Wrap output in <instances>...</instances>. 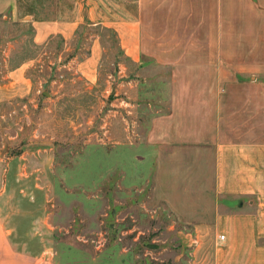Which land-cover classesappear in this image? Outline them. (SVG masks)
I'll return each instance as SVG.
<instances>
[{"label": "rangeland", "instance_id": "obj_1", "mask_svg": "<svg viewBox=\"0 0 264 264\" xmlns=\"http://www.w3.org/2000/svg\"><path fill=\"white\" fill-rule=\"evenodd\" d=\"M94 1L106 19L134 7L130 0ZM70 2L19 0L15 15L0 16L5 219L26 236L34 226L35 244L53 247L61 264H191L193 225L172 205L198 202L193 195L178 196L180 191L209 193L198 182L201 165L190 150L182 153L185 163L166 164L168 155L177 160L182 154L147 142L146 100L139 104L141 115L129 111V81L151 79L161 70L150 64L139 70L124 59L107 23L85 21L70 39L53 35L36 42L32 21L22 15H54ZM93 34L100 36L103 53L90 82L77 64L89 54ZM17 66L20 75L12 77ZM148 79L140 84L141 96L155 92ZM200 200L205 204L209 197Z\"/></svg>", "mask_w": 264, "mask_h": 264}, {"label": "crops", "instance_id": "obj_2", "mask_svg": "<svg viewBox=\"0 0 264 264\" xmlns=\"http://www.w3.org/2000/svg\"><path fill=\"white\" fill-rule=\"evenodd\" d=\"M70 1L54 15H22L32 21L36 42L53 35L70 39L85 21L107 23L124 59L139 70L149 64L161 70L144 79L155 86L145 96L144 81L129 79L135 100L129 111L141 115L139 104L146 100L147 142L179 154L190 150L201 165L198 182L209 193L180 191L178 196L198 202L172 205L193 225L191 264H264V0H130L129 13L108 19L94 0ZM18 2L0 0V16L15 15ZM91 38L77 67L93 82L103 45L99 35ZM174 157L168 155L166 164L185 163L183 154ZM203 196L208 203H201ZM3 207L0 264H61L53 247L35 244L34 226L26 236L7 223Z\"/></svg>", "mask_w": 264, "mask_h": 264}, {"label": "built area", "instance_id": "obj_3", "mask_svg": "<svg viewBox=\"0 0 264 264\" xmlns=\"http://www.w3.org/2000/svg\"><path fill=\"white\" fill-rule=\"evenodd\" d=\"M220 237H223V234H221Z\"/></svg>", "mask_w": 264, "mask_h": 264}]
</instances>
